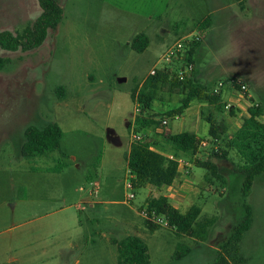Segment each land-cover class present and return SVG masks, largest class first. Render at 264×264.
<instances>
[{
	"label": "rangeland",
	"instance_id": "rangeland-1",
	"mask_svg": "<svg viewBox=\"0 0 264 264\" xmlns=\"http://www.w3.org/2000/svg\"><path fill=\"white\" fill-rule=\"evenodd\" d=\"M238 2L59 0L63 21L39 49H0V57L9 60L0 70V264H119L118 244L134 235L148 245L151 264H214L217 250L242 221L244 205L254 214L241 246L244 264H264V174L243 197L235 151H229L231 161L219 163L223 180L213 184L205 179L206 169L184 158L192 172L184 184L192 193L183 196L180 210L200 207L198 223L217 219L209 240L188 258L177 260L175 253L184 254L191 239L172 228L152 231L141 216L150 188L135 189V199L126 200L131 192L127 155L140 114L132 90L141 92L144 80L164 65V54L183 36L204 35L194 69L211 90L224 84L223 103L195 101L181 117L169 118L165 114L180 106L183 96L163 93L153 110L160 123L169 124L150 130L151 142L173 153L165 142L168 133L209 139L206 118L212 116L232 135L250 106L264 110V0H249L245 8ZM40 14L38 0H0V32L22 34ZM210 17L211 25L200 29ZM141 36L146 45L138 52L133 45ZM233 79L248 86L251 98L231 87ZM58 87H64V99L56 94ZM227 104L238 110L237 117ZM49 124L63 131L61 149L33 161L21 157L27 129ZM226 144L224 137L213 148ZM211 154L208 146L198 158ZM58 166L63 167L59 173L45 171Z\"/></svg>",
	"mask_w": 264,
	"mask_h": 264
},
{
	"label": "trees",
	"instance_id": "trees-1",
	"mask_svg": "<svg viewBox=\"0 0 264 264\" xmlns=\"http://www.w3.org/2000/svg\"><path fill=\"white\" fill-rule=\"evenodd\" d=\"M248 1H241L242 8ZM38 2L41 14L22 34L13 35L10 32H0V49L10 52H33L43 45L51 31L58 28L64 17V10L59 0H38ZM211 21V17L206 18L201 28L210 26ZM146 39V36L139 37L133 48L138 52L143 51ZM200 44L201 41L190 46L183 63H178L173 68L158 70L155 75H149L141 86V92H138V87L132 90V99L140 107L134 130L138 138L131 142L127 155V164L134 177L132 182L135 189L147 185L159 189L171 187L180 176L178 162L169 159L162 152L163 150H160L163 146L156 140L151 142L149 138L150 130L162 126V123L158 121L160 115L154 112L153 106L163 93L183 96L181 105L165 114L169 118L181 117L195 101L216 107H220L223 103V89L219 93H214V90L201 82L194 70L186 75L184 80L179 78L178 72L184 70L187 64H196L195 56ZM8 63V59L0 57V70L4 69ZM230 84L235 89H241L237 79H233ZM56 94L60 99H64V87L56 88ZM230 111L234 117L237 116L235 108ZM248 112L249 116L243 118L242 125L232 135L227 134L228 129L224 123H218L212 116H208L206 121L210 124L209 139L199 138L192 132H182L166 134L165 142L172 148L173 156L186 159L189 157L193 160L194 166L206 169L205 179L209 184H213L216 179L223 180L219 163L231 161L229 151H235L241 161L233 164L234 170L243 175L242 196L247 198L251 195L257 179L264 174V121H262L264 110L261 105L253 104ZM142 133L144 136L141 135ZM62 137L63 131L58 124H49L42 128L30 127L25 133V143L21 147L20 156L28 161L49 157L61 149ZM224 137L227 140L226 147H218L217 150L213 148V146H219ZM203 141H208L212 145V154L207 160L198 158ZM62 168L58 166L45 171L59 173ZM187 169L191 173V168ZM146 204L150 210H155L159 216L165 217L170 227L179 235L195 239L199 243L209 240V229L217 222V219L213 218L198 223L202 213L200 207L193 206L188 212L182 213L164 196L148 199ZM253 223V209L249 205H244L242 221L233 228L229 239L220 246L214 264H244L245 259L242 256L241 246ZM147 226L152 231L160 228L159 225L149 221H147ZM118 247L119 264H151L149 247L139 236L125 238L118 244ZM190 251L188 246L185 247L184 254L176 250L175 258L184 259Z\"/></svg>",
	"mask_w": 264,
	"mask_h": 264
},
{
	"label": "built area",
	"instance_id": "built-area-1",
	"mask_svg": "<svg viewBox=\"0 0 264 264\" xmlns=\"http://www.w3.org/2000/svg\"><path fill=\"white\" fill-rule=\"evenodd\" d=\"M203 39V37L201 36V34H190L184 38H181L179 39L177 42H175V44H173L168 50L167 52L164 54L163 56V66L159 69H154L152 72H151V75H155L156 72L158 70H164L166 68H173L174 66H177L178 63H183L184 59H185V54L187 52V50L190 48V46L195 43V42H199ZM194 70V65L193 64H187V66H185V69L184 70H180L178 72V75H179V78L181 80H184L185 79V76L188 75L190 72H192ZM238 83L240 84L241 86V89L238 90V89H235L233 88L236 92H240L244 95H247L249 98H251V96L249 95V89H248V86L242 82V81H239L237 80ZM224 88V84L223 83H220L218 85V87L214 90V93H219V91L221 89ZM225 109L226 110H231L232 109V105L231 104H227L225 106ZM169 122L167 120H163L162 121V126L163 127H166L168 126ZM134 138H138L137 135H134ZM208 146H212L210 144V142L208 141H203L201 143V148L205 149L206 147ZM216 150L218 148H215ZM169 159L171 160H174V161H177L179 166H180V172L181 170H183L186 174H189V170L187 168H191V164L186 160L184 159L183 157H175L173 156L172 154L170 155H166ZM133 175L131 174V180L129 182H127L126 184V188L131 191L129 192L127 195H126V200L129 202V201H132L135 199V193H134V185H133V182H132V179H133ZM141 216L146 220V221H149V222H152V223H155L159 226H162V227H165V228H171L170 225H169V222L166 220L165 217L163 216H159L155 210H150L148 205L146 204L142 209H141Z\"/></svg>",
	"mask_w": 264,
	"mask_h": 264
},
{
	"label": "crops",
	"instance_id": "crops-1",
	"mask_svg": "<svg viewBox=\"0 0 264 264\" xmlns=\"http://www.w3.org/2000/svg\"><path fill=\"white\" fill-rule=\"evenodd\" d=\"M241 1L242 0H239V2H238V4L240 5V3H241ZM245 8V7H244ZM200 29H202L201 28V26L199 27ZM184 34V33H183ZM189 34H187V35H185V36H183L182 38H184V37H186V36H188ZM176 36H178V35H176ZM201 36L203 37V39H204V35H202L201 34ZM203 39L201 40V43H202V41H203ZM200 46H201V44H200ZM198 47V49H197V53H196V56H195V59H196V57H197V54H198V52L200 51V49H201V47ZM170 48V47H169ZM195 63H196V61H195ZM194 72L197 74V72H196V70L194 69ZM194 104V102L192 103V105ZM192 105H191V107H192ZM190 107V108H191ZM189 108V109H190ZM188 109V110H189ZM187 110V111H188ZM237 110V109H236ZM238 111V110H237ZM235 117H237V116H235ZM243 118H245V117H243ZM243 123V122H242ZM242 125V124H241ZM150 132V131H149ZM148 132V133H149ZM193 133V132H192ZM163 146V148L162 149H160V150H163L162 152L165 154V155H170V154H172V153H169L168 152V149H167V147L165 146V145H162ZM183 173V172H182ZM181 172H180V176H179V178L176 180V182L174 183V185L173 186H171V187H164V188H161V189H159V188H156V187H153V186H151V185H147V186H144V187H148V188H150V196H149V198L148 199H151V198H158V197H160V196H164V197H166L168 200H169V203L171 204V205H173L175 208H177V209H179L180 210V208H181V206H183V204H184V198H183V196L186 194V195H191V193H192V189L191 188H189V186H187V185H185L184 184V181H186L185 180V178L186 177H188V176H191V174H192V172L191 173H189V174H186L185 172H184V174H182ZM143 187V188H144ZM162 190H167L166 191V193H167V195H158V194H160V192L162 191ZM156 194V195H155ZM186 198V197H185ZM148 199H147V201H148ZM147 201L145 202V204L147 203ZM94 204H91V206H93ZM181 211V210H180ZM182 212V211H181ZM184 238H187V239H191V241H192V243L193 244H191V245H187L190 249H191V251H190V253L185 257V258H188V257H190L192 254H194V252L196 251V250H198V247H201L202 246V244L201 243H199L197 240H195V239H192V238H189V237H186V236H183ZM218 251V250H217ZM184 258V259H185Z\"/></svg>",
	"mask_w": 264,
	"mask_h": 264
}]
</instances>
